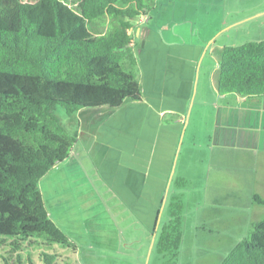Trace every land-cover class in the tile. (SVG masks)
<instances>
[{"label":"trees","instance_id":"obj_1","mask_svg":"<svg viewBox=\"0 0 264 264\" xmlns=\"http://www.w3.org/2000/svg\"><path fill=\"white\" fill-rule=\"evenodd\" d=\"M155 0H0V247L4 264L31 263L29 238L76 250L52 220L40 180L72 152L80 110L141 101L135 53L138 18ZM217 90L248 100L264 96V40L225 45ZM63 107L64 123L56 113ZM179 185L184 179L177 180ZM254 201L264 205L258 194ZM157 251L177 264L184 202L170 203ZM26 240V241H24ZM28 255V258L25 255ZM54 255L47 256L54 259ZM50 264V263H48ZM221 264H264V219L252 224Z\"/></svg>","mask_w":264,"mask_h":264},{"label":"rangeland","instance_id":"obj_2","mask_svg":"<svg viewBox=\"0 0 264 264\" xmlns=\"http://www.w3.org/2000/svg\"><path fill=\"white\" fill-rule=\"evenodd\" d=\"M149 16L151 17L149 23L166 40L189 45L204 44L197 70L206 49H209L212 44L215 45L212 42L214 37L217 44L226 45H241L250 41L264 40V0H155ZM234 18L246 20L240 24L239 28H230L229 25ZM223 20L224 22L221 23ZM163 26L168 30L164 31ZM221 51L219 48L214 51L208 50L201 72L207 62L211 61L213 64L217 62ZM197 80L196 76L194 89ZM199 82L202 86L204 75H201ZM105 111L110 112V109ZM56 113L64 123H69L70 117L63 107L59 106ZM93 113L90 110H80L77 113L83 127H90V118ZM192 118L193 116L191 121ZM150 120L152 122L155 119L151 116ZM165 122L167 124L164 130L170 128L173 130L174 124H170L173 119L167 117ZM190 125L185 135L182 132L185 140L182 148H185L187 138L191 139L193 134L198 132V124L191 122ZM164 130L161 131L165 135ZM205 130L196 134L198 141L206 137L203 135ZM103 131L104 140L111 141L117 138V134L110 132L109 129ZM145 131L147 127L137 136L138 139L135 141L138 144L143 141L148 143L155 141L153 124L149 130L152 133L148 135ZM172 137L173 131L168 139L166 136L162 138L164 143L158 141V150L161 146L168 144ZM182 140L183 136L179 139L170 168L154 233L150 223L139 218L138 209L128 206L124 193L114 191L112 185L102 180L104 178L102 174L94 173L93 175L91 171L93 166L89 160L80 159L77 147L76 153L69 159H65L61 165H57L56 169H51L39 182L47 208L52 211L51 217L67 233L77 248L74 250L72 247L50 242L44 235L35 236L27 241L24 240L26 244L30 241L34 242L30 245L31 263L27 261L26 264H165L164 258H161L157 251V240L163 225L170 219V203L173 196H181L182 186L186 183L188 185V181L184 178H182L185 181L183 185L177 183L179 178L175 171ZM104 159L100 160L103 165L106 164ZM250 168L247 166L248 170H252ZM234 170L229 165L225 166L221 171L226 172L224 179L217 184H212L209 181L210 178L204 180L201 177L193 178V191L187 192V197L191 201L189 207L191 205L200 209L199 217L197 210L192 209L187 219L193 222L194 228L197 226V229L195 228L197 238L191 239L190 251L186 247L180 250L177 264H221L223 258L237 243L249 237L253 223L246 221L249 219L247 215L252 213L254 199L251 191L253 186H256V191L264 197V186L260 181L252 184L248 173L242 176L244 184H232L228 180L230 175L227 172L238 175V172ZM119 171L116 175L113 172L111 174V177L113 176L116 180L114 185L126 184L124 181L130 176H127L125 169ZM214 212L218 214L219 219L208 217ZM253 219L254 222L263 220L264 212H256L253 214ZM219 224L226 236L206 238V234L202 231ZM218 231L223 233L217 229L213 234H218ZM187 243L190 245L189 239ZM7 250L8 246L0 247V264H4L2 255H5L4 252ZM49 255H54V259L47 261ZM25 257L28 258V255L26 254Z\"/></svg>","mask_w":264,"mask_h":264},{"label":"crops","instance_id":"obj_3","mask_svg":"<svg viewBox=\"0 0 264 264\" xmlns=\"http://www.w3.org/2000/svg\"><path fill=\"white\" fill-rule=\"evenodd\" d=\"M147 15L148 20L139 23L140 26L137 28L139 31L136 35L138 39L135 48L143 99L141 101L127 99L117 108L105 106L87 109L94 112L90 118L91 125L85 128L80 120L78 140L66 159L76 153L78 147V156L81 160L90 161L93 166L91 170L93 175L94 173L102 174L104 176L102 180L112 185L114 191L124 193L128 206L138 209L137 214L140 215L138 217L150 223L154 233L170 168L179 139L183 136L175 171L178 173V178L188 181V185L186 183L182 186L181 194L185 211L180 250L186 247L190 251L191 239L197 238L195 234L197 226L194 228L193 222L191 223L187 216L189 211L194 209V211L197 210L199 217L200 210L191 205L189 207L191 201L187 197V192L193 191V178L201 177L203 180L210 178L209 181L212 184H217L226 174L221 172L222 169L229 165L238 172V175L227 172L230 175L228 180L232 184H244L242 176L248 173L252 184L260 181L264 186V96L248 100L236 94H220L217 90L219 59L215 64L211 61L207 62L203 72L201 69L208 50L214 51L217 48L223 50L226 44H217L214 37L212 42L215 45L211 43L209 49H206L197 70L204 44L189 45L166 40L149 23L151 17L149 13ZM245 20V18H234L229 27L239 28ZM223 22L224 20L221 21ZM163 30L168 29L163 26ZM201 75H204L202 86L199 85ZM196 76L198 80L194 89ZM193 108H195L194 114ZM105 109H110V112ZM151 116L155 119L152 122ZM167 117L173 119L170 123L174 124L173 130L171 128L164 130ZM191 122L198 124L200 133L207 127L203 133L206 137L198 141L197 132L191 139L187 138L188 142L185 148H182L185 141L184 133ZM152 124L155 128L153 133L155 141L149 143L143 141L140 143L142 145L138 144L135 141L138 139L137 136L143 133L145 127H147L145 132L148 135L152 133L149 131ZM104 129L116 133L117 138L111 141L104 140L102 138ZM161 130H164L165 135ZM172 131V139L158 150V141L164 143L162 138L166 136L168 139ZM103 158L106 161L105 165L100 161ZM64 161L57 163L52 169H56L57 165H61ZM247 166L252 170H248ZM122 169H125L127 176L131 177L124 181L126 184L114 185L116 180L113 176L111 177V174L113 172L116 175ZM256 188L253 186L251 191L253 197L255 194L259 195ZM43 200L47 208L44 196ZM251 209L252 213L247 215L249 219L246 222L254 223L253 214L264 212V205L253 201ZM48 212L51 217L52 211L48 210ZM210 216L213 219H219L216 212L208 217ZM217 229L223 233L218 231V234H213ZM202 232L206 234V238L226 236L220 224L211 226L209 230L204 229Z\"/></svg>","mask_w":264,"mask_h":264},{"label":"built area","instance_id":"obj_4","mask_svg":"<svg viewBox=\"0 0 264 264\" xmlns=\"http://www.w3.org/2000/svg\"><path fill=\"white\" fill-rule=\"evenodd\" d=\"M148 20V15L147 14H141L138 18V23H141V22H146Z\"/></svg>","mask_w":264,"mask_h":264},{"label":"water","instance_id":"obj_5","mask_svg":"<svg viewBox=\"0 0 264 264\" xmlns=\"http://www.w3.org/2000/svg\"><path fill=\"white\" fill-rule=\"evenodd\" d=\"M137 31H139V29Z\"/></svg>","mask_w":264,"mask_h":264}]
</instances>
